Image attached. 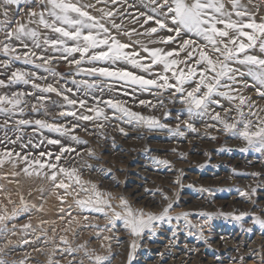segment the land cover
<instances>
[{
  "label": "rangeland",
  "instance_id": "obj_1",
  "mask_svg": "<svg viewBox=\"0 0 264 264\" xmlns=\"http://www.w3.org/2000/svg\"><path fill=\"white\" fill-rule=\"evenodd\" d=\"M74 2L92 4L93 7L86 10L109 30L108 35L128 44L130 47L125 51L137 52L136 59L151 67L145 71L124 60L112 63L90 61L88 57L78 66L70 61L80 59V53L67 56L50 43H44L61 39L50 29L29 25L39 31L40 47L30 38L22 42L5 39L6 31L15 24L0 31V41L15 48V52L5 53L0 44V80L4 81L0 85V97L13 98L14 94H20L21 100L15 108L10 104L0 105V108L10 109L0 111V154L13 153L10 160L0 165V215L16 213L14 218L5 221L7 231L0 233V248L4 249L0 259L7 264H49L50 259L53 264H93L88 254L95 253L110 256L111 264H128L130 254L134 257L131 264H264V228L253 222L256 217L264 219V153L253 149L240 151L246 147L245 141L224 131L223 124L212 119L216 112L229 122L239 119L236 110L239 99L214 95L212 99L219 100V104L209 105L204 115H189L188 106L181 102L186 93L177 92L175 88L150 86L145 90L139 85L98 73L90 75L87 71L94 67L124 70L158 83H162L159 78L166 75L169 83L175 84L174 72L187 73L191 68H204L203 64L196 63L199 48L191 57L188 53L196 45L204 48L207 42L194 33L181 31L177 36L171 31L175 25L168 18L170 14L160 7L164 0H156V3L151 0ZM223 2L228 11H233L231 0ZM241 4L257 22L264 20V0H241ZM35 10L40 9L36 7ZM28 11L26 5L12 6L9 18L26 23ZM109 12L111 16L106 15ZM156 20L163 21L166 27L160 28ZM154 27L157 28L155 33L151 32ZM168 37L173 39L169 41ZM185 40H193L196 44L184 49ZM66 43L74 44L71 40ZM157 49L162 54L173 52L168 59H176L178 65L165 71L163 63H154L151 51ZM204 50L213 59L218 55L211 52L210 45ZM250 52L262 55L258 48ZM64 56L67 59L62 58ZM25 59L30 62L26 63ZM46 60L50 62L45 63ZM232 66L244 70L241 65L233 63ZM17 71L28 74L27 83L12 79ZM237 80L247 81L249 85L254 83L247 76ZM84 81L95 87H88L82 83ZM198 82L199 75L183 87L190 91ZM223 83L231 84L226 78ZM49 85L57 91H43ZM219 91L250 97L251 110L264 117L261 111L264 98L255 88H245L238 82L231 88L221 87ZM65 97L77 103L70 105ZM80 101H84L83 107ZM108 101L120 102L146 117L154 116L167 127L149 129L146 125L129 123L128 117L110 107ZM249 104L241 106L246 116ZM97 109L103 110L107 119L97 117ZM62 112H75V116L61 115ZM84 115L93 119H80ZM249 118L255 120V117ZM21 120L29 123L20 124ZM37 120L61 126L66 131L41 128L35 123ZM185 122L192 124L196 131L188 129ZM176 128L183 135L176 134ZM50 140L59 143H49ZM62 149L68 151L62 152ZM58 155L59 161L55 159ZM24 157L28 162L55 163L57 169L44 168L41 175L28 176L23 171L28 167ZM157 160L169 163L159 165ZM60 167L75 168L79 176L77 184L74 179L58 174L57 183L64 180L70 185L67 194L43 175L46 172L50 177ZM93 185L102 198L110 202L111 208L96 205L104 208L99 212L93 210L92 205L81 208L77 204L81 199L95 200ZM165 196L168 199H164ZM121 198L134 210L157 215L171 204L169 216L172 220L154 222L155 231L145 229L140 236H135L122 220L115 221L114 225L109 223L113 209L123 211ZM184 213L188 214L186 219ZM241 213L246 214L243 219L233 218ZM178 216L180 218L176 219ZM24 225L31 227L24 228ZM133 243L136 244L134 252Z\"/></svg>",
  "mask_w": 264,
  "mask_h": 264
},
{
  "label": "snow or ice",
  "instance_id": "obj_2",
  "mask_svg": "<svg viewBox=\"0 0 264 264\" xmlns=\"http://www.w3.org/2000/svg\"><path fill=\"white\" fill-rule=\"evenodd\" d=\"M152 3H156V0H151ZM233 11H228L225 7L223 0H164L163 4L160 5L161 8H166L167 13L170 14L168 18L171 19L172 24L175 25L171 31H174L177 36L180 35L181 31L188 33H194L198 37H202L207 43L204 48L211 46V52L218 54L215 59L205 51L204 48H200L196 45L191 52L188 53L189 57L192 56V52L199 48L198 58L196 60L197 64H203L204 68L197 69L191 68L187 73L183 70L174 72L176 82L175 84L169 83L168 76H161L159 79L163 81L158 83L157 80H148L142 76H137L132 72H127L124 70H110L109 68H91L88 69V73L99 74L104 77H112L127 83L134 85H139L141 88L147 90L150 86H155L157 88H175L177 92L186 93L183 97L182 103H185L187 107V112L189 115H204L207 113L209 105L219 104V100H214L212 97L214 95H219L226 97L229 100L239 99V104L237 105V113L239 119H233L232 122L221 117L219 112H216L212 119L219 121L224 126V131L231 133L233 136L241 138L246 143V147L240 149V151H248L253 149L257 152L264 153V117H260L256 112L251 110L252 105L249 104L250 97L244 96H231L228 92H221L219 89L231 88L232 84L238 82L243 83V86L253 87L257 94L264 98V20L257 22L254 15L251 14L247 8L243 7L241 0H231ZM22 5L29 6V11L27 13L28 20L26 23H21L19 20H10V9L12 6L20 8ZM39 7V11L35 10ZM93 7L92 4H80L74 2V0H0V31L7 29L11 24H15L14 28L6 31L5 39H15L17 41H23L25 38H30L36 47H40L39 37L40 33L37 28L29 27L30 24H35L37 26H43L44 29H50L52 32L59 34L61 39L55 40H45L44 43H50L55 50L67 53V56H71L75 53H80L81 58L70 61V63L80 65L85 57H88L90 61H105L115 63L118 60H124L134 67L143 68L145 71L151 67V65H145L140 63L136 57L139 55L137 52H127L130 46L125 43H121L116 40L115 37L108 35L109 30L100 23L96 17L90 15L86 10ZM106 15L111 16L112 13H106ZM235 15L236 19H233ZM247 18V19H245ZM148 19H153V17H148ZM156 23L160 28L166 27L165 23L161 20H156ZM222 25V27H220ZM114 27H118L114 25ZM157 28H152L151 32L155 33ZM103 33L104 35H101ZM173 37H168L171 41ZM66 40H71L74 42L72 46L66 43ZM3 44V51L5 53L15 52V48H11L8 44ZM196 42L193 40H185L182 44V48L187 49L191 45H195ZM27 48L28 45L24 44ZM259 49L262 55L251 54L250 50ZM101 49L99 51H95ZM144 51H149L144 49ZM92 52V55H88ZM35 55V53H32ZM173 52H168L162 54L161 50H152L151 57L154 63H163L165 71H170L174 66H177L179 61L176 59L169 60L168 57H172ZM28 53H25V57ZM67 56L62 58L67 59ZM19 59L20 57H16ZM40 59H44L40 57ZM28 63L30 60L25 59ZM50 61H45L49 63ZM231 62V63H230ZM238 64L243 66L244 70L240 68L233 67L232 64ZM209 74L210 78H209ZM28 74L24 72H14L12 79L15 81L28 82L26 76ZM199 75V82L190 91H186L183 87L186 83L193 81ZM251 77L254 83L249 85L247 81H238L237 78ZM227 79L229 83H223L222 81ZM75 82V81H74ZM87 84V81L82 82ZM4 81L0 80V85H3ZM88 87H95V84H87ZM38 87V86H37ZM205 89L201 91V89ZM233 91H238V89H232ZM46 92H56L57 89L49 85L47 88L43 89ZM69 91H71L69 89ZM68 104L75 105L76 100H71L65 97ZM21 103L20 94H14L13 98L8 96L0 97V105L10 104L14 108L19 106ZM80 106H84V101H80ZM108 105L119 112L123 113L124 116L128 117V122H135L137 126L146 125L149 129L160 127H167L160 123V121L154 116H143L140 113L132 112L130 109L124 107L120 102L108 101ZM141 103H145L141 101ZM162 103V102H161ZM249 104V113L246 116L242 105ZM0 111H10L7 108H0ZM22 111V110H21ZM92 111V109H89ZM96 116H104L103 110L97 109ZM261 111H264L262 109ZM61 115H72L75 116V112L64 113ZM249 117H255V120ZM82 120H91L92 116L84 115L81 116ZM20 124H27L29 121L21 120ZM41 128H48L52 131L63 132L66 131L61 126L48 124L45 121L37 120L35 122ZM186 123L188 129L196 131L194 126L190 123ZM102 127V125H101ZM211 127V125H210ZM120 131L123 133L124 130L121 128ZM176 134L183 135L179 128L174 130ZM126 134V133H125ZM49 143H59L58 140H50ZM63 151H68V149H62ZM18 155V154H17ZM44 156L45 153H40ZM51 155V154H48ZM13 156L12 152H5L0 154V165H3L6 160H10ZM60 156H56L57 161L60 160ZM27 163L28 167L23 169L24 173L28 176L41 175L44 168L57 169L55 163L41 162L40 160H33L28 162V158H23ZM159 165H167L169 162L167 160H157ZM38 166V168L36 167ZM31 169V170H30ZM63 174L69 180H75L77 184L80 183L79 176L77 175V170L72 168L71 170L60 167L57 171H53L49 177V174L44 172L43 175L50 178L54 182V186L57 188L65 189L67 194V189L70 187L69 184L65 183L64 180H60L57 183L58 174ZM252 175H259L258 173H253ZM179 183V181H177ZM87 191L86 189H82ZM92 191L95 194V200H77V204L81 208H88L89 205L93 206V210L103 212L104 208L97 207L96 205L103 204L106 207L111 208V204L108 200L102 198V194L96 190L95 185L92 186ZM202 191H209L207 189H202ZM223 191V189H221ZM253 193L255 189H252ZM242 195H247V193H241ZM63 199V197H61ZM164 199H168L167 196ZM120 207L123 211L117 212L115 209L112 210L113 214L109 218V223L113 224L117 220H122L126 228L130 229L131 233L135 236H140L145 229H151L155 231L154 222L164 221L167 219L171 222L172 217L169 216V209L172 207L171 204L163 210L159 215L145 212L142 209L134 210L129 202L121 198ZM13 212L12 216L0 215V233L7 231L6 220L12 219L15 216ZM107 215V214H106ZM185 219L187 218V213L183 214ZM207 215V214H202ZM244 213L236 215L233 218L236 220H241L244 217ZM180 217H176L179 219ZM210 219L211 216H208ZM255 224L260 225L264 228V219L256 217L253 221ZM31 225H24V228H29ZM107 239V237L105 238ZM67 244V241H63ZM25 244L28 243L27 240L24 241ZM83 247V246H81ZM133 252L135 251L136 244L131 245ZM4 249L0 248V252ZM163 255V254H161ZM88 258L93 261V264H111V257L106 255H98L95 253L88 254ZM134 257L130 254L128 258V264H131ZM0 264H7V261L0 259ZM23 264V262H21ZM49 264H53L52 260H49ZM82 264V262H81Z\"/></svg>",
  "mask_w": 264,
  "mask_h": 264
},
{
  "label": "bare ground",
  "instance_id": "obj_3",
  "mask_svg": "<svg viewBox=\"0 0 264 264\" xmlns=\"http://www.w3.org/2000/svg\"><path fill=\"white\" fill-rule=\"evenodd\" d=\"M145 196V195H144ZM226 247V246H225Z\"/></svg>",
  "mask_w": 264,
  "mask_h": 264
}]
</instances>
